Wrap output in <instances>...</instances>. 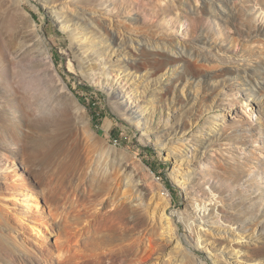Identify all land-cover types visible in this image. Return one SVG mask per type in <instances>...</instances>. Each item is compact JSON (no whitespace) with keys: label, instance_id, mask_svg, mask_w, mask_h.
<instances>
[{"label":"rangeland","instance_id":"rangeland-1","mask_svg":"<svg viewBox=\"0 0 264 264\" xmlns=\"http://www.w3.org/2000/svg\"><path fill=\"white\" fill-rule=\"evenodd\" d=\"M14 1L50 68L69 141L51 166L30 160V118L6 105L19 122L16 133L0 127V207L11 226L0 223V264H264V0ZM112 32L136 52L114 47ZM0 36V92L13 101L6 41L20 40ZM139 41L181 47L199 83L175 80L182 68L157 72ZM125 58L139 59L135 73ZM128 96L144 116L123 108ZM83 101L96 104L95 122ZM182 121L185 135L173 131Z\"/></svg>","mask_w":264,"mask_h":264},{"label":"bare ground","instance_id":"bare-ground-1","mask_svg":"<svg viewBox=\"0 0 264 264\" xmlns=\"http://www.w3.org/2000/svg\"><path fill=\"white\" fill-rule=\"evenodd\" d=\"M48 2H54L56 0H47ZM75 1V0H73ZM85 3H95L100 0H82ZM203 2H208V0H202ZM16 2L14 0H0V35H3V32H9L10 37H16L19 36V40L17 45L12 46L13 42L9 39L6 41V46L12 49L11 54L15 58V63L13 64L11 68V74L13 77V80L11 82L12 84V90L14 93L17 94L18 98L13 101H8L9 95H7L6 92H0V103L2 102V107L0 109V127L3 128V130H7L8 132H14L16 133L18 130V122L15 120V118H9L7 116V110L6 107L12 106L15 112H18L19 117H27L30 121L27 126L31 129L29 134L30 136L24 135V140L28 144L27 151L30 154V160H36L39 162H42L46 164L47 166H51L56 160L57 155L60 152H55L56 145H63L68 143L69 139L67 136H62V123L64 114H66L65 107L60 103V100L58 99L60 95L55 93V87L51 85L50 79H48L49 76V66L45 65V63H41V59L38 57L41 56V53H39L36 49L38 48V40L36 39L33 32L29 31H22L20 27L19 18L22 16V13H17L18 10H15L13 5H15ZM217 10L220 13H225L224 7L222 5L216 6ZM16 12H15V11ZM226 10V9H225ZM55 11H57L55 9ZM59 12V9H58ZM60 13V12H59ZM30 22H33L32 17L29 16ZM68 27V26H67ZM64 28H66L64 26ZM67 29V28H66ZM263 31V29H261ZM261 31V32H262ZM80 33H75L72 37L73 44H79L81 49L84 51L87 49V46L84 45L86 43L87 39H80L79 37ZM108 39L114 43V47L127 49L130 48L133 51H135L132 47L129 45H124L121 42H119L114 33H108L107 34ZM1 37V36H0ZM140 42V41H139ZM140 52L142 54L146 55H154L158 57L157 63L155 64V70L157 72L161 71H174L178 67L182 68V71L178 72L175 80H180L185 77L184 74L190 75L191 79L196 81V83H199L200 79L197 80L199 71L196 66L191 64V59L189 56L185 55L183 49L181 47L176 46V49H173L172 47H151L150 44L140 42ZM84 45V46H83ZM126 46V47H125ZM38 52V53H37ZM136 52V51H135ZM0 56L5 59L4 51L0 49ZM125 62L130 67V69H135L134 73L136 72L137 68L139 66L137 65L139 62V59H131L125 58ZM173 73V72H172ZM153 74V73H152ZM134 74H132L133 76ZM131 76L130 79H133ZM173 76V74H172ZM169 81L163 82V87L165 91L168 89V83ZM64 83V82H63ZM252 83V84H251ZM257 81H250L251 88L256 89L255 85ZM120 86L117 84L113 85L111 88V93L114 97H119L123 100L125 97V91L123 88L124 85ZM185 87V86H184ZM183 87V89H184ZM263 87V86H262ZM127 99L124 101V103H121L123 108L128 110L130 114H136L139 117L144 116V112L146 111L142 105L137 103L136 100L130 101L131 98L128 96ZM134 104V105H133ZM7 105V106H6ZM140 109V110H139ZM134 110V111H132ZM139 110V111H138ZM9 114V113H8ZM147 122V120H145ZM168 121V120H167ZM28 122V121H27ZM175 133L185 135L188 131L187 123L182 121L179 125H177L174 130ZM214 132V131H213ZM16 137V136H15ZM163 139V146L166 145L167 137L164 133V135H161ZM21 139V138H20ZM18 140V139H17ZM19 141V140H18ZM198 147H200L202 150H206V143L200 142ZM63 149V148H62ZM175 149V148H173ZM70 150V149H69ZM69 150L68 153H70ZM62 151V150H61ZM71 157V156H70ZM76 157V156H75ZM74 163L72 160L71 163ZM68 168V167H67ZM66 168V171L69 170ZM226 168V167H225ZM233 175H238L237 171L231 172ZM64 179V177H63ZM176 179V178H175ZM1 194V190H0ZM166 205H163L161 207V210L165 211ZM204 207V206H203ZM206 210V208H205ZM2 208L0 207V223L5 225V228L11 229L9 220L1 213ZM179 218V217H178ZM186 225L188 228L192 229L193 220L190 218H187L185 220ZM167 224L169 226V230L173 231L172 224L170 221V218H167ZM203 224H199V227L201 228ZM235 240H233L234 242ZM230 247L235 251L236 247L233 244H229ZM241 250H236L237 254Z\"/></svg>","mask_w":264,"mask_h":264},{"label":"trees","instance_id":"trees-1","mask_svg":"<svg viewBox=\"0 0 264 264\" xmlns=\"http://www.w3.org/2000/svg\"><path fill=\"white\" fill-rule=\"evenodd\" d=\"M87 90H91L90 87H86ZM79 99L82 101L81 97H79ZM83 104L85 105L86 103L83 101ZM87 106V108L89 109V111L91 112L92 115V120L93 122H95L98 119L99 113L95 111V106L96 104L93 102L89 105H85Z\"/></svg>","mask_w":264,"mask_h":264}]
</instances>
